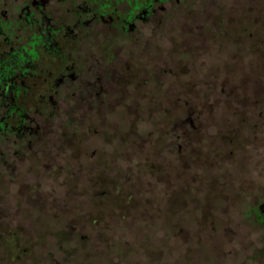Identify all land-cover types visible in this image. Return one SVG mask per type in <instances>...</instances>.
<instances>
[{"label": "rangeland", "instance_id": "obj_1", "mask_svg": "<svg viewBox=\"0 0 264 264\" xmlns=\"http://www.w3.org/2000/svg\"><path fill=\"white\" fill-rule=\"evenodd\" d=\"M225 1L233 11L237 0ZM233 17L225 21L227 30L233 28ZM211 29L209 41L197 48L202 53L194 61L193 92L195 103L210 96L217 105L205 107V121L191 146L173 154L166 145L172 138L170 115L188 108L173 104L177 85L168 79L161 100L169 104L160 111L146 104L152 116L120 122L115 137H81L67 146L63 168L52 152L56 165L35 168L28 176L34 181L32 194L25 186L18 193L10 175H0V264H264V230L250 211L262 182L264 154L224 146L218 87L224 71L227 79L239 81L236 67L241 66L244 73L250 70L245 67L259 66V81H264V56L245 52L251 46L247 41L242 59L237 58L235 37L219 39L214 22ZM258 49L264 51V42ZM252 75L242 74L247 81ZM84 129L78 125L68 131ZM3 158L13 160L9 153ZM25 172L14 170L11 177H27ZM210 243H223L225 254L208 263Z\"/></svg>", "mask_w": 264, "mask_h": 264}, {"label": "flooded vegetation", "instance_id": "obj_2", "mask_svg": "<svg viewBox=\"0 0 264 264\" xmlns=\"http://www.w3.org/2000/svg\"><path fill=\"white\" fill-rule=\"evenodd\" d=\"M227 6L225 0L216 5L211 0H0V175H10L18 193L25 186L32 194L34 181L28 176L35 168L56 165L50 161L52 152L63 160V168L67 146L81 137H115L120 122L152 116L146 104L158 111L169 104L161 100L168 79L177 85L173 104L188 108L185 114L170 115L172 138L166 145L173 154L183 145L190 147L205 121V107L217 105L210 96L195 103L193 92L194 61L202 53L197 48L214 34L213 22L219 39L234 36L239 42L237 58L242 59L247 41L251 46L245 52L264 56L258 49L264 42V0H237L233 11ZM229 16L234 25L227 30ZM248 67L251 81L242 76L241 66L236 67L239 81H230L224 71L218 83L224 112L221 140L235 150L264 154L263 71ZM182 77L189 81L177 82ZM78 125L85 129L68 131ZM4 153L13 160L5 161ZM261 166L262 182L250 211L264 230V160ZM17 169L26 170L27 177L12 178ZM210 245L208 263L225 254L223 243Z\"/></svg>", "mask_w": 264, "mask_h": 264}]
</instances>
